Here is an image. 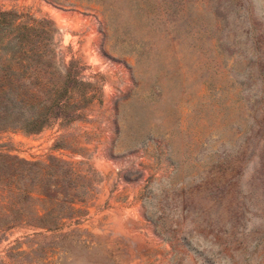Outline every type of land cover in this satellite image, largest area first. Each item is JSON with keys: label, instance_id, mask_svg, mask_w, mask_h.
Segmentation results:
<instances>
[{"label": "rangeland", "instance_id": "obj_1", "mask_svg": "<svg viewBox=\"0 0 264 264\" xmlns=\"http://www.w3.org/2000/svg\"><path fill=\"white\" fill-rule=\"evenodd\" d=\"M2 11L0 264H264V0Z\"/></svg>", "mask_w": 264, "mask_h": 264}, {"label": "trees", "instance_id": "obj_2", "mask_svg": "<svg viewBox=\"0 0 264 264\" xmlns=\"http://www.w3.org/2000/svg\"><path fill=\"white\" fill-rule=\"evenodd\" d=\"M1 16L4 18L14 15L13 11H2ZM13 61H0V126L11 122L13 117L14 105L19 101L17 96L24 95L27 91L23 77L21 81L14 79V74H17V68H14ZM56 104H60L59 99L56 100ZM59 115V112L56 113ZM34 120V121H33ZM48 120L47 114H42L34 119H25L23 122L24 128L28 131H37Z\"/></svg>", "mask_w": 264, "mask_h": 264}]
</instances>
